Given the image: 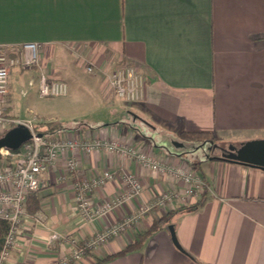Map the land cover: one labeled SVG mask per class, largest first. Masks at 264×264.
<instances>
[{
  "label": "crops",
  "instance_id": "crops-1",
  "mask_svg": "<svg viewBox=\"0 0 264 264\" xmlns=\"http://www.w3.org/2000/svg\"><path fill=\"white\" fill-rule=\"evenodd\" d=\"M25 43L41 45L42 66L50 75L69 88L71 82L95 88L106 105L116 98L108 80L116 67L133 65L146 77L144 101L127 108L146 128L122 121L96 128L78 124L59 132L61 140L135 146L163 166L196 172L208 186L199 198L155 207L126 233L67 264H95L167 214V223L142 248L106 264H264V170L173 146L183 131L213 133L218 145L264 139V0H0V48L20 49ZM89 65L93 73L86 71ZM25 73L38 89L37 69L11 72L3 104L9 119L21 118L13 78ZM28 96L25 91L23 98ZM74 156L82 176L117 174L92 194L95 205L120 193L125 173L141 180L148 203L172 186L184 188L168 172L115 153ZM68 158L61 153L41 176L40 191L29 196L23 251H11L5 264H61L72 241L82 246L135 210L130 202L96 223L84 221L75 201L78 173L68 170ZM10 162L13 157H4L0 167Z\"/></svg>",
  "mask_w": 264,
  "mask_h": 264
},
{
  "label": "built area",
  "instance_id": "built-area-1",
  "mask_svg": "<svg viewBox=\"0 0 264 264\" xmlns=\"http://www.w3.org/2000/svg\"><path fill=\"white\" fill-rule=\"evenodd\" d=\"M41 45L38 43H25L20 49L0 48V128L6 125L22 124L28 127L33 137L25 143L20 151L13 154V163L0 167V220L9 224L8 233L0 253V264H5L11 251L18 249L23 251L20 244L21 232L24 229L27 214V202L30 195L40 191L42 187L41 176L47 173L58 160L61 153L69 155L67 167L70 172H79L78 161L74 156L76 151L83 154H92L96 151L111 152L120 155L130 161H137L144 167L153 171L162 170L171 174L176 181H182L183 190L171 187L162 193L152 203L143 199V184L141 180L131 174L120 175L123 189L111 200L95 205L92 203V194L103 187L107 182L114 180L117 174L111 170H104L90 177L78 173V179L74 183L75 201L82 219L89 223H96L101 218L109 215L124 205L135 202V210L102 230L84 245L80 246L75 241L71 242L69 255L63 258L61 264L67 261H81L88 249H96L112 239L132 229L142 218L153 211L155 207H165L175 201L185 202L187 198H199L208 186L204 180L194 171L183 168L163 166L155 159L145 154L135 146L121 145L115 141L94 139L61 140L58 133L45 134L37 137L35 125L39 117L30 112V116L23 119H9L4 116L6 96L8 94L9 77L13 70L27 71L37 69L38 89L40 99L65 97L69 92L66 81L50 75L41 62ZM88 73H93L92 65L86 67ZM110 87L116 98L128 103H140L144 101V93L147 85L146 77L139 69L130 64L116 67L108 77ZM9 151L2 156L9 155ZM59 236L51 235V240Z\"/></svg>",
  "mask_w": 264,
  "mask_h": 264
},
{
  "label": "rangeland",
  "instance_id": "rangeland-1",
  "mask_svg": "<svg viewBox=\"0 0 264 264\" xmlns=\"http://www.w3.org/2000/svg\"><path fill=\"white\" fill-rule=\"evenodd\" d=\"M141 73L143 74V72ZM27 74L29 75V73H25L24 77L20 80L13 78V89L15 92L14 102L18 105V110L21 112L19 113V116L21 118L30 116V113L26 111L27 108L36 110L40 114L38 115L35 113L40 119L38 123L50 120L60 121L67 125L70 123H78L87 128H96L103 123L111 124L122 121L135 129L146 128L143 121L135 119L130 115V111L127 108H131L133 106L132 103H128L118 98L116 100L115 98L109 103V105H106L96 92L95 88H86L83 84L78 82H71L69 95L65 98L54 97L40 99L32 80L26 77ZM86 77L87 76H85V78ZM25 91L29 93L28 98H23ZM10 126L11 125H6L5 127L0 128V136L10 129ZM173 140L177 141L179 139L175 138ZM252 140L245 138V140L239 141L240 143L235 145H240ZM225 142L226 141L223 140H221V142L219 141V146L227 148L234 145V143H229L228 145L223 144ZM202 152V150H197L196 153H198L197 155H201ZM5 153L6 151L3 152V155H5ZM215 153L220 154L221 150L216 149Z\"/></svg>",
  "mask_w": 264,
  "mask_h": 264
},
{
  "label": "trees",
  "instance_id": "trees-1",
  "mask_svg": "<svg viewBox=\"0 0 264 264\" xmlns=\"http://www.w3.org/2000/svg\"><path fill=\"white\" fill-rule=\"evenodd\" d=\"M70 123L69 125H67L66 123L60 122V121H44V122H39L35 125V130L38 133H47V134H55V133H59L61 131H64L66 129L71 128V126H76L78 125V123ZM13 126H15L14 124L11 125L10 127L12 128ZM179 140H177L178 142H181L184 144V148L180 149L183 150L184 152H186L187 154H191L196 150H202L203 153L206 154V156L210 159H222V160H226L223 159L221 157V153L220 154H216L215 150H214V146L218 145V141L215 137V135L213 133L210 132H181L179 134L178 137ZM218 149V148H217ZM20 149L15 150V151H9V155L6 156H2L0 155V160H2L4 157L5 158H12L13 154H16L17 152H19ZM229 161V160H226ZM230 162H234V163H238L235 161H230ZM238 164H242L245 165L243 163H238ZM8 165H11V162L8 163ZM192 166L193 167H198V164L196 162H192ZM249 166V165H246ZM204 202V198L201 199L198 203L197 206H202ZM185 211H189V208L184 209ZM170 217V214H167L163 217H160L157 221H154L152 223V225L143 233L137 235L136 239L128 244L124 249L120 250L119 252L113 254V255H109L105 258L99 259L97 260V262L95 264H106L108 262H111L117 258H122L127 256L128 254H130L131 252H134L135 250L142 248L143 245L145 244V242L156 232H158L163 226L164 224L167 223L168 219ZM8 228H9V224L5 221L0 220V253L1 250L3 248L4 242H5V237L8 233ZM198 264H203L201 262L198 261Z\"/></svg>",
  "mask_w": 264,
  "mask_h": 264
},
{
  "label": "water",
  "instance_id": "water-1",
  "mask_svg": "<svg viewBox=\"0 0 264 264\" xmlns=\"http://www.w3.org/2000/svg\"><path fill=\"white\" fill-rule=\"evenodd\" d=\"M37 137H41L42 133H37ZM33 137L31 130L22 125L17 124L8 129L2 136H0V155L2 150L15 151L20 149L25 143L29 142ZM173 146L178 149L184 148V144L178 141H173ZM215 149L221 150V157L229 161L243 163L251 167H256L264 170V139L252 140L240 145H231L227 148L215 145ZM172 240L178 247L175 237L174 227L169 226Z\"/></svg>",
  "mask_w": 264,
  "mask_h": 264
},
{
  "label": "bare ground",
  "instance_id": "bare-ground-1",
  "mask_svg": "<svg viewBox=\"0 0 264 264\" xmlns=\"http://www.w3.org/2000/svg\"><path fill=\"white\" fill-rule=\"evenodd\" d=\"M2 152H5V150H2Z\"/></svg>",
  "mask_w": 264,
  "mask_h": 264
}]
</instances>
